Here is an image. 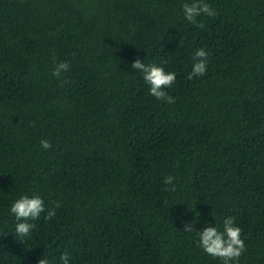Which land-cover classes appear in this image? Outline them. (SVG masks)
I'll use <instances>...</instances> for the list:
<instances>
[{
    "label": "trees",
    "instance_id": "obj_1",
    "mask_svg": "<svg viewBox=\"0 0 264 264\" xmlns=\"http://www.w3.org/2000/svg\"><path fill=\"white\" fill-rule=\"evenodd\" d=\"M185 2L0 0V264H223L195 234L227 216L239 264H264V0H206L203 29ZM201 48L207 73L189 80ZM137 59L176 73L174 104ZM24 195L61 207L19 237Z\"/></svg>",
    "mask_w": 264,
    "mask_h": 264
},
{
    "label": "clouds",
    "instance_id": "obj_2",
    "mask_svg": "<svg viewBox=\"0 0 264 264\" xmlns=\"http://www.w3.org/2000/svg\"><path fill=\"white\" fill-rule=\"evenodd\" d=\"M184 19L196 27L203 29L204 23L198 20V17L207 15L208 17H215L217 15L214 8L206 2V0H189L182 5ZM210 53L205 49H197L192 57V71L189 73L187 79L191 80L194 77H203L208 70V57ZM131 67L142 74L143 80L149 85V95L157 100L164 101L168 104H174L176 101L166 89H170L176 82L177 76L173 71H166L164 67L158 66L155 63H145L140 59L135 60ZM70 64L67 61H60L54 66L52 76L60 79L61 76L69 71ZM64 84L69 83L67 79L63 81ZM41 147L44 149H51L52 144L46 140L41 139ZM175 177L169 175L165 178L166 185H172L166 191H175L174 184ZM61 207L59 202H54V206L46 210L45 201L42 197L33 195L31 198L27 195L21 196L10 206V213L15 216L18 223L15 226L16 234L19 237L29 236L33 229L36 228V223L28 221H37L41 214L45 221H51L56 216V209ZM23 221V222H20ZM194 230V223L184 225V232L191 233ZM242 229L236 224L234 216H227L223 218L222 230L216 223L213 227L208 224L203 231L196 232L199 246L203 251L214 257L220 259L223 264H239L240 257L246 251L245 241L242 239ZM70 255L64 252L60 256L62 264H70ZM38 264H53L47 258H42Z\"/></svg>",
    "mask_w": 264,
    "mask_h": 264
}]
</instances>
